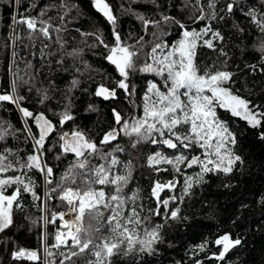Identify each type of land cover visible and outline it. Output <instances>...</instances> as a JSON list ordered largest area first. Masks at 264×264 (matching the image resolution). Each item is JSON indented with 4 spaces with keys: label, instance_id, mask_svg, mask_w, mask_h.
<instances>
[{
    "label": "snow or ice",
    "instance_id": "obj_1",
    "mask_svg": "<svg viewBox=\"0 0 264 264\" xmlns=\"http://www.w3.org/2000/svg\"><path fill=\"white\" fill-rule=\"evenodd\" d=\"M9 2L15 11L11 17L14 34L15 26L23 25L33 43L26 46L31 59L20 57L25 63L24 75L10 66L8 86L0 87V109L14 107L22 125L16 128L11 122L0 120V143L24 133L31 150L25 156H17L11 148L0 147V257L6 248L12 262L31 264H56L57 255L59 264H77V260L82 264H114V258L127 257H136V264H141L145 257L158 255L169 222L188 220L180 206L194 195V187L206 183L209 174L230 176L237 165L243 164L235 151L239 133L231 129L219 110L244 121L264 140V103L250 98L254 89L248 88L247 83L237 87L243 77L264 76V0H260L258 8L254 6L255 0H224L222 6L219 0H148L159 13V19L137 12L134 6H139L140 0H127V6L121 3L119 9L123 15L134 17L142 33L127 35L122 33L116 6L109 0H92L95 10L110 26L111 41L99 29L74 30L84 38L82 43L88 48L105 49L103 59L113 67L116 77H110V86L98 84L91 93L81 87L80 77L93 70L83 58L84 49L67 50L69 41L64 33L69 31L67 18L72 8L66 0H60L59 7L65 11L58 16V24L52 22L53 17L44 18L46 9L34 16L27 15L28 8L20 11L23 0ZM36 7L35 3L31 5L32 9ZM172 11L176 14H171ZM245 22L261 34L251 49L260 54L255 63L245 60L235 63L229 55V39L245 34L242 26ZM225 28L229 31L225 32ZM169 29L174 30L175 39H171L173 31ZM87 37H92L94 43L88 44ZM16 39H20L18 34ZM52 44L61 52V58L55 61L58 70L79 74L71 76L62 100L57 101L62 104L59 112L50 107L55 99L50 92L60 91L56 78L49 77L47 87L36 86L41 69L50 66L49 57L56 55L46 51ZM235 48L241 57L247 51L239 45ZM202 50L213 55L202 60ZM12 55L15 65L18 53L14 50ZM33 60L41 62L39 68ZM139 74L152 76L146 79L143 89L134 83ZM77 90L103 101H118L123 95L131 114L114 105L112 123L97 140L90 130L76 124L73 108ZM242 90L247 95H241ZM33 92L41 106L39 111L26 106L31 101L28 94ZM85 111L98 109L89 103ZM69 122L74 126L65 130ZM124 139L128 148L120 143ZM141 146L151 148L144 166L157 175L173 174L166 181L153 180L146 197L139 187H130L136 166L129 148L138 152ZM126 152L128 158L121 160L119 154ZM49 153L60 163L72 157L58 182L54 177L59 165L48 163ZM193 168L199 171L188 175L187 170ZM29 172L39 173L44 184L51 186L43 197L35 181L28 177ZM25 194L31 196L33 206L43 214L36 219L25 215L23 221L33 226L42 221L40 244L52 259L42 260L39 248L23 247L9 236L12 229L23 227L16 212L25 211ZM145 198L150 202L148 205ZM53 200H59L64 210H50L48 202ZM261 202L264 203V197ZM247 207L241 205L242 209ZM157 217L161 222H156ZM49 225L55 226L52 242L47 232ZM244 243L242 236L224 232L191 246L188 252L193 264H203L199 253L212 245L217 251L206 259L224 262ZM0 264H5L3 259Z\"/></svg>",
    "mask_w": 264,
    "mask_h": 264
},
{
    "label": "trees",
    "instance_id": "obj_2",
    "mask_svg": "<svg viewBox=\"0 0 264 264\" xmlns=\"http://www.w3.org/2000/svg\"><path fill=\"white\" fill-rule=\"evenodd\" d=\"M66 2L72 8L67 18L69 20L67 24L69 31L64 33L65 39L69 41L67 50L71 51L74 47H82L84 49L83 58L88 61L93 69L85 71L84 75L80 77L83 81L81 87L87 88L88 93H91L98 84L103 83L110 86L112 83L110 77H116V73L113 67L103 59L105 49L103 47L88 48L87 45L82 43L84 38L74 30L75 28H80L84 32H92L99 29L104 38L110 42V26L107 25L102 15L95 10L92 0H66ZM109 2L116 6V13L120 17L121 30L124 35H127L129 32L142 34L141 26L134 17L123 15L119 9L121 3L127 6V0H109ZM33 3L37 6L35 9L31 8ZM59 3L60 0H23L20 11L28 8L26 14L34 16L42 8L46 9L47 16L44 18L53 17L52 22L58 24V16L65 11V9L59 7ZM223 3L224 0H219L220 6ZM259 3L260 0H255L254 6L258 8ZM51 5H56V7H50ZM73 5L76 7H72ZM134 7L137 12H142L152 19H159V13L148 3V0H140L139 6ZM14 14V7L9 0H0V87L4 88L8 86V80L11 76L9 67L12 66L20 72V75H24L25 63L20 57L31 59L26 46H30L33 41L28 39L26 28L23 25L15 26L16 33L13 34L14 38L11 39L9 37L13 28L11 17ZM171 14L176 13L172 11ZM242 26L245 27V34L243 36H233L229 39V55L233 56L235 63H241V60L255 63L260 54L251 51V49L253 44L261 38V34L246 22ZM191 27L196 26L192 25ZM169 30L173 31L171 39H175L174 30ZM223 30L225 32L229 31L227 28ZM16 34L19 35V40L16 39ZM87 43H94V39L87 37ZM36 44L38 48L40 42L37 40ZM236 45L247 49L243 57L236 50ZM14 50L18 53L15 65H13L12 55ZM46 51L55 52L56 55L49 57L51 61L50 66H45L41 69V74L36 79V86L47 87L48 78H56L60 91L50 92L55 97L50 103V107L59 112L62 110V104L58 105L57 101L62 100L63 90L71 79V76L79 74L65 73L58 70L59 66L55 61L61 58V52L55 44H52ZM234 52L235 55H233ZM212 55V53L202 50L201 59L207 60ZM33 63L39 68L41 62L33 60ZM68 63H71L70 59ZM77 66L83 67L79 64ZM89 76L93 78L91 81L88 80ZM146 79H152V76L148 75L145 77L144 74H139L134 77V83L137 84L138 88L143 89ZM244 83H247L248 88L254 89V94L250 98L256 103H264V91H262L264 89V76L257 75L255 78L251 76L243 77L237 87ZM88 93L80 90L74 93L76 99L73 112L77 116L76 124L81 128L90 130V134L98 140L100 134L107 130L112 123L111 108L114 105L120 107L128 114L131 113L123 95H121L118 101H103L101 98L90 96ZM28 95L31 96V101L26 106H29L34 111L41 110V106L36 103L37 97L35 92ZM241 95H247V91L242 90ZM89 103L94 104L98 111L86 112L85 109ZM219 114L229 121L230 127L234 132L239 133L235 151L242 157L243 164L237 165L230 176L209 174L205 178L206 183L194 187V195L191 198H186L184 204L180 206L182 215L187 216L188 220L183 223L170 221V226L164 230L165 243L159 246V254L145 257L141 261V264H193L188 252L190 247L199 244L206 238L209 240L214 239L217 235L224 232H231L236 236H242L245 243L242 247L234 249L224 262L206 259V256H211L217 251L215 246L209 245L206 252H201L198 256L203 261V264H264V203L261 202V197H264V140H260L258 132L249 129L246 123L239 118H232L230 114L224 113L223 110H219ZM0 120L9 121L16 128L22 127L19 113L15 111L14 107L8 108V110L0 109ZM73 126L69 122L65 130H70ZM16 136L18 138L10 136L7 142L0 143V147L11 148L17 156H25L31 150L30 142L25 140L24 133H17ZM120 143L128 148L126 139L121 140ZM150 150V146L147 148L141 146L138 152L129 148V152H132L134 157L133 163L136 166L134 181L130 187H139L142 189V195L145 197L153 180L161 179L166 181L171 179L173 175L171 172L157 175L152 169L144 166L146 164L145 158ZM119 156L121 160H125L128 158V153L119 154ZM47 159L50 165H59L54 177V180L58 182L60 175L67 167V164L71 162L72 157L69 156L67 160L60 163L53 159L52 153H49ZM197 171H199L197 168L188 169L187 174L194 175ZM11 174L9 173V175ZM27 175L35 181L37 191L43 197L46 188L51 186L44 184V178L39 173L29 172ZM178 179L182 181L183 177H178ZM225 184H229L230 187H225ZM10 191L11 189H9ZM23 202L25 204V211L23 213L16 212V219L18 222L23 223V227L12 229L9 232V236L23 247L30 249L39 248L42 260L52 259L46 256L40 244L39 237L44 230L41 226L42 221L36 226L23 221L25 215L36 219L43 213L33 206V200L30 195L25 194ZM36 203L39 204L40 202L37 201ZM149 203L145 198V204L148 205ZM241 205H247L248 207L242 209ZM152 206H154V202H152ZM48 207L50 210L55 211L64 210L60 206L59 200L49 201ZM155 220L156 222H161L159 217L155 218ZM47 232L49 233V242H52L55 226L49 225ZM52 251L55 252L56 250L52 249ZM0 259H3L5 264H31V262L27 261L12 262L7 248ZM59 259L60 257L57 255L55 257L56 264H59ZM136 259V257H127L125 259L114 258V264H136ZM77 264H82V261L77 260Z\"/></svg>",
    "mask_w": 264,
    "mask_h": 264
},
{
    "label": "rangeland",
    "instance_id": "obj_3",
    "mask_svg": "<svg viewBox=\"0 0 264 264\" xmlns=\"http://www.w3.org/2000/svg\"><path fill=\"white\" fill-rule=\"evenodd\" d=\"M14 32H13V28L11 29V32H10V35H9V37L11 38V39H13L14 38ZM66 219H67V217H66Z\"/></svg>",
    "mask_w": 264,
    "mask_h": 264
}]
</instances>
